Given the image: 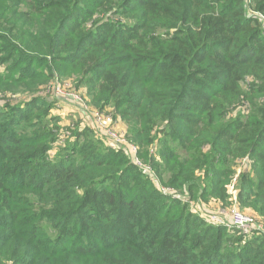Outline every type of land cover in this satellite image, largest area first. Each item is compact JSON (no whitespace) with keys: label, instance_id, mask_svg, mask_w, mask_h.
I'll list each match as a JSON object with an SVG mask.
<instances>
[{"label":"trees","instance_id":"16d2710c","mask_svg":"<svg viewBox=\"0 0 264 264\" xmlns=\"http://www.w3.org/2000/svg\"><path fill=\"white\" fill-rule=\"evenodd\" d=\"M0 45V264H264V235L183 201L225 207L235 180L264 221V0H0ZM53 67L79 69L179 199L51 114Z\"/></svg>","mask_w":264,"mask_h":264},{"label":"built area","instance_id":"2783aa9c","mask_svg":"<svg viewBox=\"0 0 264 264\" xmlns=\"http://www.w3.org/2000/svg\"><path fill=\"white\" fill-rule=\"evenodd\" d=\"M60 89V86H58L57 91ZM63 89L67 91V96L69 98L73 101L79 102L81 110L92 118L94 122V130H96L100 136H103L110 146L118 150H124L128 154L130 162L143 171L164 196L179 199L176 192L172 188L164 186L153 168L141 159L138 147L128 140L125 131L119 129L116 125L117 122L110 114L92 109L84 97L85 100L82 97L71 94V88L69 85H66V83L63 86ZM69 137L70 132H62L58 145L65 144ZM249 163V161H242L238 170L242 171L243 167L249 166ZM237 177L238 175L236 176V179ZM228 194L229 204L225 207L221 204L214 203L213 201L209 202L208 205L201 207L196 201L190 202L187 199H182L189 204L192 213L204 217L207 223L215 227H224L229 231H235L239 233V235L248 238L253 237L254 235H264V221L262 218L253 212L244 211L241 208L238 199V190L235 187V180L233 184L229 186ZM194 204H197L196 207L198 210H196Z\"/></svg>","mask_w":264,"mask_h":264},{"label":"rangeland","instance_id":"374dc122","mask_svg":"<svg viewBox=\"0 0 264 264\" xmlns=\"http://www.w3.org/2000/svg\"><path fill=\"white\" fill-rule=\"evenodd\" d=\"M1 7L5 8L6 4H2ZM249 12H250V10H249ZM24 63H26V62H24ZM28 64H31V62H28ZM33 64H32V66H37L38 72H46V70L48 69V66H49V65L41 66L40 65L41 63H38V64L33 63ZM23 66H25V64H23ZM38 66H41V68H38ZM53 68L55 69V71H54V73L56 74L55 78L53 80H50L47 84L39 86V88H40L39 90H43V92L46 95L51 96L52 100L54 102H56L55 107H54L55 110L51 114L55 115L57 117L64 116V119L61 118L62 124L65 125L66 127H70V126L75 127L79 117L77 114H76V117H73V115H71V114H67L68 111L66 108H68V106H71L74 104H71L72 99L67 96L68 93L65 89H63V86L65 85V83H66V85H69L71 88L70 89L71 94H73L75 96L82 97V98L84 97L92 109L98 110L93 105L94 94L87 92V88L84 86V84L81 83L82 76H81L79 69L67 67L66 70H63V73H60L57 70V68H55V67H53ZM20 70H21V68H20ZM4 71H5L4 67L0 68L1 73H3ZM16 76H19V74ZM58 86H60V88H61L59 91H57ZM31 95H32V93L27 92L24 94H20L19 97L21 99L25 100V99H28ZM101 112H104L106 114H110L111 116L113 114L112 110H110L109 108L104 109ZM119 123L120 122H117L116 125L121 130ZM241 163L237 165V169L240 168ZM238 172L241 173V170H238ZM240 173H238L237 175H239ZM163 177H167V175H164ZM196 205L197 204H194V207L196 208V210H198Z\"/></svg>","mask_w":264,"mask_h":264},{"label":"crops","instance_id":"0c3cea01","mask_svg":"<svg viewBox=\"0 0 264 264\" xmlns=\"http://www.w3.org/2000/svg\"><path fill=\"white\" fill-rule=\"evenodd\" d=\"M71 104H74V105H72L73 108H69L70 106H68V108H66L68 111L67 114H71V115H73V117H76V114H77L79 117V119L77 121H83L85 124L89 125L90 128L94 129V122H93L92 118L90 116H88L86 113L84 114V112L81 110V108L79 106L80 105L79 102L72 100ZM119 126L121 127L122 130H124V128H123L124 125L122 123H119Z\"/></svg>","mask_w":264,"mask_h":264}]
</instances>
